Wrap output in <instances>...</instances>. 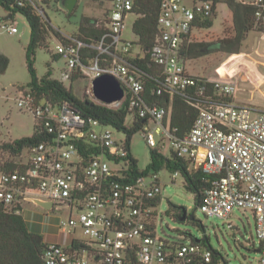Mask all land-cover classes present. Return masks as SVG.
<instances>
[{"label": "built area", "instance_id": "2783aa9c", "mask_svg": "<svg viewBox=\"0 0 264 264\" xmlns=\"http://www.w3.org/2000/svg\"><path fill=\"white\" fill-rule=\"evenodd\" d=\"M135 1L109 0L110 8L100 20L106 32L89 46L98 54L88 65L82 62V49L88 45L62 33L66 42H58L55 52L66 61L62 80L70 81L78 71L91 85L103 75L118 81L124 90L122 100L103 103L93 89L92 100L111 109L128 102L132 119H144L139 133L150 149L173 154L214 177L200 207L206 217L228 221L234 211L251 212L260 243L259 264H264V109L238 105L235 82L200 81L181 58L183 46L197 31L199 15H208L216 0H162L160 33L148 50L150 63L162 73L157 95L184 96L198 110L192 129L182 138L171 125L170 107L147 101L139 70L128 61L145 58L123 38L126 19L135 16ZM241 2L255 8L257 23L264 29V0ZM38 13L45 14L41 6ZM9 30L18 32L15 27ZM18 106L48 137L28 149L21 169L1 173L0 204L22 215L25 203L40 199L53 203L49 211H70L56 229L72 240L66 246L46 242L45 264H225L214 261L213 252L201 243H184L180 235L179 240L158 235L156 199L162 197L158 174L128 181L126 133L86 118L68 102L39 101L29 89L22 90ZM116 133L125 138L118 139ZM78 231L90 242L74 238Z\"/></svg>", "mask_w": 264, "mask_h": 264}, {"label": "rangeland", "instance_id": "374dc122", "mask_svg": "<svg viewBox=\"0 0 264 264\" xmlns=\"http://www.w3.org/2000/svg\"><path fill=\"white\" fill-rule=\"evenodd\" d=\"M62 1L53 0L50 6H44V10L51 21L52 26L66 35H74L78 31L82 16H88L97 20L103 19L109 9L108 0H82L77 3L76 9L69 16L62 5ZM252 0H239V2ZM223 2V1H222ZM217 18L212 28L193 33L191 41L218 43L224 38L234 36L232 15L225 3L218 6ZM9 13L0 6V54L9 59V67L4 74H0V146L31 137L34 134V118L18 106L23 89H27L30 75L26 65V46L30 41L29 25L21 14L14 18H8ZM134 15L126 19V28L123 38L135 42L133 24ZM15 27L19 33H12L9 28ZM50 50L56 52L58 41L50 37ZM139 48L135 49V53ZM214 51L204 57L195 60H184L189 73L197 77L211 80L233 81L238 85L236 103L238 105H250L264 109V36L253 29L248 32L242 42L239 54H228L213 49ZM35 68L39 78H42L48 70H52L53 77L62 80V72L66 69V61L53 60L49 51L39 48L36 54ZM73 83V92L82 100L93 99L92 85L82 75ZM70 88L71 81L63 82ZM132 122V116L127 117V124ZM118 139H124V135L116 133ZM131 153L138 161L140 169H145L150 163V148L146 145L140 133H137L131 141ZM28 149L19 156L13 157L0 149V164L15 162L18 165L26 163ZM153 174V173H152ZM1 175V173H0ZM161 184L162 199L159 205L158 235L179 240V235L186 236L180 240L184 243L192 239L207 240L212 249L220 253L227 264H259L260 243L255 231V221L251 212L234 211L230 220L208 218L196 207L194 195L189 193L184 180L180 175L173 177L168 171L158 173ZM170 204L185 208L188 215L194 216L198 222H179L174 217L167 215ZM25 216L29 212L36 213L39 224V232L45 242H58L69 245L72 238L63 234H57L56 226L59 222L67 220L70 211L46 210L34 203L24 204ZM76 215V212H74ZM78 240L90 242V238L78 231L74 236ZM222 260L223 262H225Z\"/></svg>", "mask_w": 264, "mask_h": 264}, {"label": "trees", "instance_id": "16d2710c", "mask_svg": "<svg viewBox=\"0 0 264 264\" xmlns=\"http://www.w3.org/2000/svg\"><path fill=\"white\" fill-rule=\"evenodd\" d=\"M53 0H0V6L11 15V19L15 15L21 14L26 19L30 28V41L26 46V65L30 75V82L27 85L37 100H45L53 104H61L68 102L76 110L82 113L86 118L99 121L102 125L111 126L118 131L127 134V146L129 150L130 170L127 173L129 180L133 181L139 177H147L149 175L158 174L166 170L170 174L179 173L184 180L186 190L194 195V201L197 208L200 209L203 204L205 193L211 188L214 177L204 173L200 169L191 168L189 163L177 156L171 154H163L157 149H150V163L145 169H140L138 161L131 153L132 138L140 132L144 125V119L136 117L127 124V117L131 115L128 102L124 103L119 109H111L89 99H80L73 92V83L81 75L78 71L73 72L70 79L71 85L68 88L63 81L53 77L52 70L39 78L35 68L36 54L39 48H44L52 55L53 60L61 57L50 50V37L53 36L59 43H65L66 39L60 30L55 29L49 20L44 6H50ZM57 2L61 0H55ZM223 1V2H222ZM162 0H136L134 3L133 13L136 20L133 24V33L136 41L133 42V51L139 48L145 58L139 56L130 57L128 61L139 70V75L145 84V98L150 103H156L160 106L170 107L171 125L177 130V136L182 138L190 132L193 124L198 116V110L191 106L190 101L181 95L171 97L168 93L157 95L162 83L161 70L150 63V50L159 35L158 16ZM225 3L231 12L233 22L234 36L227 37L218 43H206L191 41L185 44L181 50V58L183 60H195L212 53L216 49L228 54H239L242 42L248 32L258 29L260 33L264 29L258 25L255 17V8L251 5L243 4L239 0H216L212 11L206 15H199L195 24L197 31L207 30L213 27L217 18V5ZM41 6L45 12V16L38 13ZM75 13V12H74ZM71 14L70 16H72ZM83 15L78 27V31L74 35H70L76 41L85 45L82 49L83 64H90L96 57L98 52L90 45L96 44L105 34L104 22ZM9 59L4 54H0V74L6 73L9 67ZM85 78V77H84ZM200 81L207 79L197 77ZM193 92V91H191ZM194 98H198L197 96ZM34 123V134L31 137H24L13 142L5 143L0 149L9 153L13 157L19 156L25 149H30L35 145L45 141L48 135L42 131ZM21 165L15 162H5L0 164V173H7L21 169ZM162 197L159 195L156 199V205H160ZM181 222L182 210L170 204L166 213ZM192 222L197 225L196 220ZM182 222V223H185ZM183 236L186 239V236ZM197 239H192L196 242ZM200 245L214 254V261L224 260L222 255L211 248L207 240H200ZM46 248L44 237L40 234L33 233L29 230L21 214H16L13 210H9L3 204H0V264H45L43 261V253ZM225 261V260H224ZM227 264V262H224Z\"/></svg>", "mask_w": 264, "mask_h": 264}, {"label": "water", "instance_id": "95a60500", "mask_svg": "<svg viewBox=\"0 0 264 264\" xmlns=\"http://www.w3.org/2000/svg\"><path fill=\"white\" fill-rule=\"evenodd\" d=\"M78 0H63L62 5L64 6L67 14L70 16L74 10L76 9ZM11 18V15L9 16ZM93 94L98 101H101L106 104H112L114 102H118L123 99L124 97V90L113 77L109 75H103L95 79L92 83ZM33 202L46 209L52 210L53 203L43 201L40 199H33ZM182 210V218L180 219L181 222H185L187 219L192 221L194 216L188 215V212L185 208L180 207ZM197 243H200V240H196Z\"/></svg>", "mask_w": 264, "mask_h": 264}, {"label": "crops", "instance_id": "0c3cea01", "mask_svg": "<svg viewBox=\"0 0 264 264\" xmlns=\"http://www.w3.org/2000/svg\"><path fill=\"white\" fill-rule=\"evenodd\" d=\"M82 0H78V2H81ZM108 4H109V8H110V3H109V0H108ZM10 16V15H9ZM136 17V16H135ZM9 18V17H8ZM104 18V17H103ZM101 20H103V19H101ZM19 33V31L17 32V34ZM192 74V73H191ZM192 75H194V74H192ZM195 76V75H194ZM24 211L25 210H23V214H22V216H23V218H24V220H25V222L27 223V226H28V228H29V230L31 231V232H33V233H37V234H40V235H42L40 232H39V224H41V222L39 221V220H37L38 218H37V214L36 213H34V212H29V214H27L26 216H25V213H24Z\"/></svg>", "mask_w": 264, "mask_h": 264}]
</instances>
